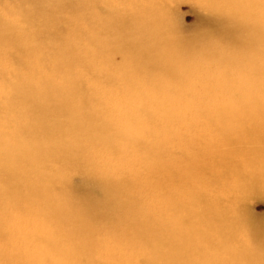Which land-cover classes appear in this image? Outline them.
I'll return each instance as SVG.
<instances>
[{
    "label": "bare ground",
    "instance_id": "1",
    "mask_svg": "<svg viewBox=\"0 0 264 264\" xmlns=\"http://www.w3.org/2000/svg\"><path fill=\"white\" fill-rule=\"evenodd\" d=\"M9 1L15 2L13 8L10 9L1 2L0 7L5 15H8L7 17L17 16L18 20L14 22V20H7L5 17L0 18V52L9 51L12 55L21 53L34 66L36 64L32 62L33 59L37 60L38 64L44 61L45 57L39 54L40 52L36 49L39 46L37 43L41 39L38 35L40 37L50 35L58 43L60 28L57 21L63 6L69 10V20L73 23L76 22L75 25L78 22L84 24L85 14H88L87 32L96 34L99 40L93 51L94 56L91 58L71 57V53H69L71 48L53 54L55 69L58 74L63 71L66 83L55 84L54 76H42L39 80L47 82L50 87L37 89L32 84L35 77L31 74L27 81L14 78L15 82L9 86L11 94L20 97L24 105L20 104L22 107L18 108V112L10 117L11 122L16 124L17 132L9 138L0 133V184L3 187L1 190L4 199L11 201L8 205L13 208L16 203L19 207V203L24 202L31 205L36 204L33 206L37 209L36 213L25 212L39 217L35 228L39 226L47 228L48 250L55 249L57 253L55 256H51L48 252L42 261L53 260L61 262V264L63 262L76 264L75 256L89 255L90 251L100 249L101 246L95 243L89 226H86L83 211L95 212V218L112 220L114 231L127 229L122 237L130 251L134 248L135 240L142 242L140 246L145 245L149 249L160 248L162 251H168L167 258L164 256L163 258L170 260H181L178 255L179 251H199L192 249L195 245H192L189 238L185 239L186 243L183 242V245H180V231L174 222L168 229L167 239L162 221L149 226L130 216L131 219H126L125 224L120 223V209L123 206L118 200L122 193L119 190V185L112 183L108 177L109 172L114 169H108L107 161L99 162L100 165L97 169L100 176L104 175L99 178L93 168L96 156L92 153V144L100 136L109 141V129L104 126L103 119L99 117L97 111H93L89 107L91 101L86 98H78L79 92L84 89L85 84L77 79L74 71L86 68L83 66L85 65L83 60H94L96 65H100L106 70L109 83H120V91L123 95L126 94L132 99L138 98L142 101L144 106H142L141 113L146 112L150 121L137 112L134 122L140 121L148 129H144L139 135L134 132L132 123H122L119 135L122 133V136L127 140V145L140 151L145 152L144 148L149 146L148 151L151 154L149 157L159 158L161 155L159 152L164 146L162 131L164 133L165 124H172L167 114L174 107L173 102L165 100L162 96L197 90L199 81L203 77L215 76L217 80L214 87L215 93L231 92L235 96H242L238 102L235 99L226 105L206 106L208 109L227 111L216 115L215 112L204 113L203 116L208 122H221L225 119L259 121V81L257 80L253 86L244 77L245 57L255 58L258 63L261 55L262 32L258 19H243L238 15L207 14L209 24L215 27V33L206 40L201 37L200 32L179 36L173 31L171 23L164 16L169 0H150L139 7L129 6L122 10L120 8L111 9L106 6L105 1L101 0V5L102 3L105 5L108 15L104 20L98 18V13L96 15L89 12L90 9H85L82 0H52L55 1L54 3L51 0ZM95 4L97 10L100 5ZM52 7L56 10H52ZM10 13L13 14L10 15ZM16 31L19 33H15ZM29 33L33 34L28 36ZM82 34V31L77 30L72 35L73 40H78ZM87 37L93 38L89 35ZM211 38L223 46L228 44L232 49L233 57L228 58L221 53L215 61L201 60L202 50ZM169 42L175 52L192 61L188 63L189 65L177 69L178 75L175 79L165 74L166 67L162 63V54L169 46ZM116 56L121 57L119 63L115 61ZM15 60L17 61V59ZM225 64L232 70L238 69V74H235L236 80H233L232 71L223 68ZM220 66L221 71H219ZM57 73H55L56 76ZM2 76L0 74V82ZM189 79H192V82ZM1 86L2 84H0V91ZM234 110L240 111L235 112ZM150 128L158 132L157 137L159 138L153 147L151 145L156 137L150 132ZM19 133L22 136H19ZM246 138L248 136H244V133L239 130H222L218 134L219 143H224L228 148L241 143ZM67 140L71 143L68 144ZM233 150L226 152L222 150L224 152L222 156L218 152L209 155L213 163L209 164L211 167L210 170H207L206 178H202L206 187L199 196L203 197L206 203L215 209V215L209 218L199 211L197 222H199L200 228L197 232L200 237L206 235L209 229L226 230L227 224L223 219L225 210L234 215L233 201L230 197L226 198V205L220 199L222 189L216 186L212 169H218L219 178H231L235 181L234 187L238 188H232L238 196L234 201L239 200V195L243 197L248 193L255 194L262 186V177L259 175L256 178L246 173L237 160L238 157L243 156L235 155L236 151ZM70 152L72 153L70 154ZM243 155L245 154L243 153ZM216 159L218 161H215ZM48 162H55L61 168L86 169L83 171L90 175L88 186L85 184L84 186L95 195H93V199L82 198L81 212H74L71 206H60L53 199L50 203L43 196L47 190L57 192V198L61 201H64L68 196L69 184L65 179L59 184L53 177H47L44 174ZM154 169L159 173V167H154ZM236 181L239 183L237 184ZM88 204L94 206L89 207ZM221 207H226V209L222 210ZM113 210L117 212L111 214ZM128 216L129 214L125 215L127 218ZM136 224H139V230L131 228V225ZM6 229V233L0 232L1 242L8 240L6 234H9L10 229ZM33 233L30 234L29 240H32ZM249 234V246H256L253 240L260 235L264 236V224L251 223ZM33 237L37 238L38 236L34 233ZM16 246V250L19 251L27 249L22 248L24 246L21 245ZM25 246L28 247L26 244ZM238 251H252V249L246 247V249ZM152 257V259L156 258ZM36 260L35 257H32L28 263L23 264H37ZM132 261L133 255H130L120 262L121 264H131ZM89 264H92V260L89 261ZM141 264H149V260L144 258Z\"/></svg>",
    "mask_w": 264,
    "mask_h": 264
},
{
    "label": "rangeland",
    "instance_id": "2",
    "mask_svg": "<svg viewBox=\"0 0 264 264\" xmlns=\"http://www.w3.org/2000/svg\"><path fill=\"white\" fill-rule=\"evenodd\" d=\"M99 1L100 2L97 0H82V3L85 9H90L89 12L95 13L96 15L98 13V18L104 20L108 16L107 9L103 3L101 5V0ZM0 2L10 9L15 6L14 1L0 0ZM51 2L54 3L55 1L51 0ZM95 3L100 5V7H97V10ZM51 9L56 10L54 7ZM120 9L122 10L123 8ZM68 11L67 7L64 6L62 7V11H60V17L57 21V25L60 28V34L57 38L59 39L58 43L50 35L47 37H40V35H38L39 39H41L37 43L39 46L36 49H38V52H40L39 54L44 56L45 59L39 64L37 60L33 59L32 62L36 64V66L21 53L12 55L9 51L0 52V74L3 75L2 81L0 82V84H2V89L0 91V133L5 135L3 132V122L6 120L9 129L7 133L8 138L17 132V130H15L16 124L11 122L10 117H12L15 112H18V108L22 107L20 104H23L20 97L10 92L9 86L15 82V79L27 81V78L32 74L35 77L33 80L34 82L39 80L42 76H54L55 84H64L66 83V78L63 75V71L58 74L55 69L54 53L60 52V50L67 51L71 48L69 50L71 57H82L83 59L94 56L93 51L99 40L96 34L87 32L88 22L86 20L88 19V14H85L84 24L78 22V24L75 25L76 22H70V13ZM12 14L13 13H10V15ZM7 16L3 12L2 7H0V18L3 19V17H5L7 20H14V22L18 20L17 16ZM164 16L171 23L173 31L179 36H188L195 32H200L201 37L207 40L215 33V27L210 25L207 20V14H203L188 6L186 0H169V3L166 5ZM77 30L82 31L83 34L78 40L74 41L72 35L77 32ZM17 31L15 33H19ZM32 34L33 33H29L28 36ZM87 35L93 38L89 39ZM210 41H215L220 45L223 49L221 53L225 54L226 57H233L232 49L228 44L223 46L214 38H211ZM30 42L34 44L31 40ZM15 59H17V61ZM115 61L119 63L121 57L116 56ZM83 62L85 63L83 66H86V68H80L74 71L77 79L85 84L84 89L79 92L78 98H86L91 101L89 107H91L93 111H97L99 117L103 119L104 126L109 129L108 136L110 139L107 141L100 136L92 144V153L96 156L93 168L99 178L104 176H100L99 170L97 169L98 165H100L99 162L107 161L108 169L115 170V172L114 170L109 172L108 177L112 183L119 185V190L122 193V196L119 197L118 200L123 206V208L120 209V223L122 225L125 224L126 219H131L129 218L130 216L145 222L149 226L162 221L164 224V234L167 239L168 229L174 222L177 224L178 230L180 231V245H183V242L186 243L185 239L189 238V241L195 246L193 248H188L199 250L179 251L178 255L181 260L195 257L220 260L233 259L236 260L238 264H259L261 253H264V236L260 235L255 237L253 243H255L256 246H249L248 237L250 235L251 223L264 224V186H261L256 193L254 192L255 194L248 193L243 197L239 195V200L234 201L238 196L236 191L232 188L235 181L231 178H219L217 173L218 169H212V172H214L213 179H216V186L222 189L220 199L225 205L227 197H230L231 201H233V216L236 217L243 226L246 232L248 248L252 249V251H238L233 257L223 254L216 257H207L204 255L206 252L204 251L205 249L200 248L198 241L193 239L194 236L199 234L197 230L200 228V224L197 222V214L199 213L198 202L186 201L181 195L183 192L193 189H195L199 195L205 190L206 184H204L202 178H206L205 175L207 174V170H210L211 166L209 164L213 162L210 160L209 155L214 152H218L219 155L222 156L224 155L222 150L226 152L234 149L233 151H236V153H234L235 155L243 157L248 155L246 153L254 152L256 160L258 161L261 137L260 121L249 119L233 121L231 119H225L221 122H208L203 116L204 113L215 112L214 114L216 115L220 112H227L208 109L206 106L226 105L234 101L237 97L239 100L242 96H235L231 92L222 94L215 93L214 87L217 83L215 76L203 77L204 79L202 78V80L199 81L200 84L197 90L183 94H164L162 97L165 100L174 103V107L167 114L172 124H165L163 129L164 133L162 131L164 146L162 149L159 148L161 149L159 152L161 154L160 157L155 158L153 156L150 158L149 156H151V154L148 151V148H150L149 146L144 148L145 152L140 151L137 148H132L131 145H127V140L122 136V133L119 135V129H121L120 124L122 123H132L134 132L139 135L144 129H148L140 121L134 122L137 112L141 113L142 106H144L142 101L138 98L132 99L126 94L123 95L120 91V83H109L106 70L100 65H96L94 60H83ZM187 65L189 64L187 63L186 66ZM223 68L232 71L233 80L237 79L235 74H238V69L232 70L230 67H226V64ZM219 71H221V66L219 67ZM55 73H57V76ZM189 81L192 82V79H189ZM5 86H7V88H5ZM146 107L149 108V106ZM149 130L156 137L151 145L153 147L159 140L157 137L158 132L152 128ZM218 130H239V132H243L244 136H248V138L228 148L224 143H219ZM19 136H22V134L19 133ZM136 139L139 141L137 137ZM67 143L70 144L71 141L67 140ZM71 153L72 152H70V154ZM243 153L245 155H243ZM237 160L239 161L238 158ZM215 161H218V159ZM48 163L49 164H47L44 169V174L47 177H53L59 184L65 179L69 184L68 196L64 201H61L57 198V192L48 190L43 196H45L50 203H52L51 199H53L55 203L60 206H71L74 212H81L83 203L80 204V202L82 198H92L93 195H95L84 186V184L88 186V179L90 177V175L86 174V171H83L86 169L80 170L77 167L61 168L55 162ZM154 167H159V173ZM251 176L257 178L259 173ZM236 182L237 184L239 183V181ZM1 187L2 185L0 184V232L4 231L6 233V228H9L10 232L6 234L8 236L7 241H0V264H4L6 258L22 264L28 263L32 257L37 259L35 263L41 264L42 259L49 252V239L46 234L47 228L41 226L35 228L39 217L29 215L25 212L33 211V213H36L37 209L33 207L36 204L31 205L28 202H24L19 203V207L16 203L13 208L8 205L11 201L4 199ZM236 188L238 187H234V189ZM87 206L93 207L94 205L88 204ZM221 208L222 210L226 209V207ZM9 209L10 212L8 214L7 210ZM83 212L86 226H89L95 243L101 247L99 250L90 251L89 255L82 254L81 256H75L77 261L76 264H89L90 260H92V264H116V262H120L123 258L130 255H133L131 264H141L144 258H147L149 261L152 260L153 257L148 252L149 248H146L145 245L140 246L142 243L141 241H134V248L132 251L127 249L126 242L122 237L127 229L114 231L112 220L107 221L102 218H95V212L93 211ZM116 212L117 211L113 210L111 214ZM217 212L220 213L219 210H217ZM126 214H129L128 218L125 217ZM186 219L188 220L187 224L184 223ZM131 228L139 230V224L131 225ZM32 232L36 233L38 237L34 238L33 233L31 236L32 240H29V236ZM15 242L16 245L24 246L22 248L27 249L21 251L16 250L17 246H14ZM25 244L28 245V247H26ZM241 249L244 250L246 247L241 246L239 250ZM5 250L9 253L7 257L3 255ZM163 253L164 257L167 258L168 251H163ZM257 256L258 258L255 259Z\"/></svg>",
    "mask_w": 264,
    "mask_h": 264
},
{
    "label": "snow or ice",
    "instance_id": "3",
    "mask_svg": "<svg viewBox=\"0 0 264 264\" xmlns=\"http://www.w3.org/2000/svg\"><path fill=\"white\" fill-rule=\"evenodd\" d=\"M148 2L150 0H105L106 6L111 9L127 8L129 6L139 7ZM186 3L203 14L238 15L243 19H258L259 21L262 32L261 55L258 63L255 58L245 57L246 71L244 72V77L251 85L255 86L256 81H259V121L261 127L259 159L258 161L256 160L254 152L249 153L245 157H238V159L244 171L251 175L259 173L262 177V186H264V0H186ZM222 51L223 49L215 41H208L202 50L200 59L206 62L215 61L220 57ZM191 62L188 57H182L180 53L175 52L170 42L162 54V63L166 67L165 74L172 79L177 77L178 68L184 67ZM33 86L37 89L50 87L43 80L34 81ZM236 99L238 100V97ZM141 115L150 121L146 112H142ZM7 123L6 120L3 122L5 137L8 136L7 133L9 131ZM181 195L186 201L198 202V211L203 212L205 216L211 218L215 215V209L209 203H206L205 199L199 196L195 189L185 191ZM7 211L9 214L10 209ZM223 219L227 224L225 231L209 229L203 237H200L199 234L193 237L194 240L198 241L199 247L206 250L204 255L207 257H216L221 254L233 257L241 246L248 247L246 232L239 220L227 210L224 211ZM184 223L187 224L188 220L186 219ZM48 251L51 256L57 254L55 249H49ZM148 252L156 257L149 261V264H238L233 259L220 260L195 257L183 260L165 259L163 258L164 253L160 248H150ZM3 255L5 257L9 256L8 251L5 250ZM4 264H18V262L6 258ZM41 264H61V262L44 260ZM63 264H67V262H63ZM116 264H121V262H116ZM259 264H264V253H261Z\"/></svg>",
    "mask_w": 264,
    "mask_h": 264
}]
</instances>
